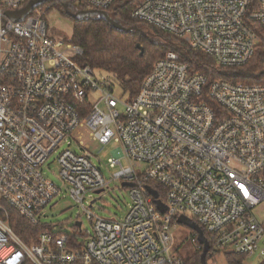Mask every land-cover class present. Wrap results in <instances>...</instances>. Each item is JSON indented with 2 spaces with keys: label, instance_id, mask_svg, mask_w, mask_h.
<instances>
[{
  "label": "built area",
  "instance_id": "1",
  "mask_svg": "<svg viewBox=\"0 0 264 264\" xmlns=\"http://www.w3.org/2000/svg\"><path fill=\"white\" fill-rule=\"evenodd\" d=\"M38 1L0 0V264H186L172 249L182 215L202 228L208 257L225 249L264 259V219L255 214L264 203V82L212 81L170 50L131 97L112 74L85 63L72 38L50 37L45 20L55 3L103 12L114 0ZM131 17L219 66L238 67L257 54L264 0H143ZM84 126L102 145L121 144L109 164L119 166L113 179L134 184L124 218L96 215L95 200L86 206L107 185L88 145L60 149ZM53 154L92 224L74 245L72 235L50 230L27 243L11 224L10 209L41 224L43 208L60 195L44 173ZM191 237L203 252L199 233L192 229Z\"/></svg>",
  "mask_w": 264,
  "mask_h": 264
},
{
  "label": "trees",
  "instance_id": "2",
  "mask_svg": "<svg viewBox=\"0 0 264 264\" xmlns=\"http://www.w3.org/2000/svg\"><path fill=\"white\" fill-rule=\"evenodd\" d=\"M142 1L114 0L113 5L103 11L107 16L98 14V10H86L83 7L82 15L73 17L75 25L72 41L84 47L83 61L94 69L112 74L131 97L138 93L153 63L170 50L178 52L192 71L204 73L212 81L222 78L235 82H264V29L261 26L258 27L261 42L255 57L244 66L222 67L211 57L191 50L182 40L132 18V10ZM87 11L90 13L86 14ZM110 21L127 28H137L130 31L119 30ZM138 45L142 46L143 53ZM10 213L13 228L27 243L35 241L42 231L49 230L42 223H31L14 209H10ZM76 240V235H72L70 244L74 245ZM201 255L202 251L193 254L191 258L185 259L186 264H203ZM225 256L228 264H245L247 257L235 252H225ZM260 264H264V259Z\"/></svg>",
  "mask_w": 264,
  "mask_h": 264
},
{
  "label": "rangeland",
  "instance_id": "3",
  "mask_svg": "<svg viewBox=\"0 0 264 264\" xmlns=\"http://www.w3.org/2000/svg\"><path fill=\"white\" fill-rule=\"evenodd\" d=\"M50 1L48 0V3ZM55 3L47 9L45 20L47 23V31L50 37L71 39L74 33L75 22L73 17L81 8L76 4H68L57 6ZM254 63V62H253ZM117 96L122 100H126L127 95L118 88L116 90ZM96 95L91 97L94 101ZM104 106L103 104L101 105ZM123 109V106H120ZM82 140L88 145L92 155V160L100 169L107 180V185L101 193H92L90 198L86 200V206L91 201L93 203V211L96 215L105 218H124L130 209L132 198L130 190L122 186L120 180L113 179L114 173L119 170V166L112 168L109 164V158L117 156L121 151V144L117 141H112L107 145H102L94 141L90 136V130L84 126L75 130L66 142L61 145V150L71 147L78 150L77 143ZM69 142L71 145H69ZM122 157L124 166H127L126 159ZM56 154H53L44 167L46 177L52 182L56 183L61 188V193L57 196L51 204L43 208L40 214V221L42 224L49 227V230L55 233H67L69 235H76L78 242H84L88 237V232L92 231L91 221L86 217L80 206L70 194V186L63 184L59 171L60 167L55 160ZM255 214L261 219H264V203L257 206ZM82 222V229L76 228V222ZM173 247L172 249L180 254L184 259H189L193 254L197 253V248L192 241V229L182 223H176L172 227ZM225 249H218L211 257H208L206 264H228ZM263 258L253 255L246 257L245 264H260Z\"/></svg>",
  "mask_w": 264,
  "mask_h": 264
},
{
  "label": "water",
  "instance_id": "4",
  "mask_svg": "<svg viewBox=\"0 0 264 264\" xmlns=\"http://www.w3.org/2000/svg\"><path fill=\"white\" fill-rule=\"evenodd\" d=\"M38 2H40V0L38 1ZM34 3H36L35 1H32L29 5H28V7H26L25 9H23L22 10V12H27V11H29L31 8H33L34 7ZM86 14H89L90 12L89 11H87V12H85ZM98 14H101V15H103V16H107L106 15V12H97ZM12 16H14L15 15V12L14 13H12L11 14ZM110 23L115 27V28H117V29H119V30H124V31H130V30H132V29H136L137 27H131V28H127V27H125V26H123V25H121V24H119L118 22H115V21H110ZM139 46V48L141 49V51H142V53H143V48H142V46H140V45H138ZM134 184L133 183H127V182H123L122 183V186H124V187H127V186H133ZM147 189L150 191V193L153 195V197L155 198V202H156V204H157V206H158V208L162 211V212H165L166 211V206L162 203V201L158 198V192L156 191V190H154L153 188H151L150 186H147ZM102 191H98L97 193H101ZM94 202V201H93ZM178 223H182V224H184V225H186V226H188V227H190V228H192V229H194V230H196L198 233H199V240H200V242L201 243H203L204 244V250H203V252H202V255H201V259H202V263L203 264H206V257H207V253H208V251H209V249H210V245H209V242L207 241V239H206V237H205V235H204V233H203V230H202V228L196 223V222H194L191 218H189V217H187V216H184V215H182V216H180L179 218H178ZM76 225L78 226V227H81V222L80 221H77L76 222Z\"/></svg>",
  "mask_w": 264,
  "mask_h": 264
},
{
  "label": "flooded vegetation",
  "instance_id": "5",
  "mask_svg": "<svg viewBox=\"0 0 264 264\" xmlns=\"http://www.w3.org/2000/svg\"><path fill=\"white\" fill-rule=\"evenodd\" d=\"M77 16H79V15H82V12H81V10L79 11V12H77V14H76Z\"/></svg>",
  "mask_w": 264,
  "mask_h": 264
}]
</instances>
